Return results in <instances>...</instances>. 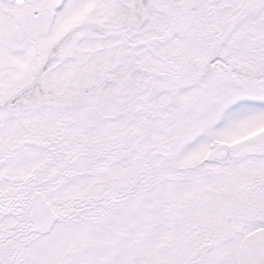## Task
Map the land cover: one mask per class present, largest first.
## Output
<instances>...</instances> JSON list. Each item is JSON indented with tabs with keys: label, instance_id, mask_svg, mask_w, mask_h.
<instances>
[{
	"label": "snow or ice",
	"instance_id": "1",
	"mask_svg": "<svg viewBox=\"0 0 264 264\" xmlns=\"http://www.w3.org/2000/svg\"><path fill=\"white\" fill-rule=\"evenodd\" d=\"M0 264H264V0H0Z\"/></svg>",
	"mask_w": 264,
	"mask_h": 264
}]
</instances>
